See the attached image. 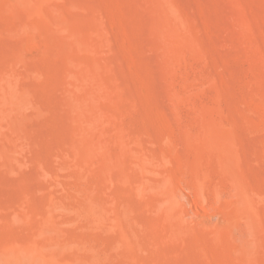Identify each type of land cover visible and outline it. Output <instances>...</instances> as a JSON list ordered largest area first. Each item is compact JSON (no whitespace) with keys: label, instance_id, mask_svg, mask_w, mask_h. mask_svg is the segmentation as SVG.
I'll return each instance as SVG.
<instances>
[{"label":"rangeland","instance_id":"rangeland-1","mask_svg":"<svg viewBox=\"0 0 264 264\" xmlns=\"http://www.w3.org/2000/svg\"><path fill=\"white\" fill-rule=\"evenodd\" d=\"M0 264H264V0H0Z\"/></svg>","mask_w":264,"mask_h":264}]
</instances>
